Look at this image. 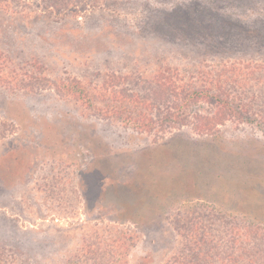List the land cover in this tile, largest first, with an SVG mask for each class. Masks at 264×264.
<instances>
[{
	"label": "rangeland",
	"instance_id": "obj_1",
	"mask_svg": "<svg viewBox=\"0 0 264 264\" xmlns=\"http://www.w3.org/2000/svg\"><path fill=\"white\" fill-rule=\"evenodd\" d=\"M95 1L87 0L81 7H91L77 19L35 25L14 18L9 26L0 18L4 263L173 264L192 257L197 240L209 243L198 264H218L207 260L210 249L225 264H231L228 256L236 264H247V253L264 257V116L228 122L208 138L186 128L179 133L196 148L165 149L170 136L139 133L44 83L70 78L92 90L115 71L136 73L131 81L116 80L118 90L144 96L149 86L141 74L239 62L261 67L253 78L264 81V0ZM184 7L219 14L204 19L233 23L239 37L223 48L213 41L200 45L187 27L160 31L166 15ZM9 77L19 79L18 86L2 83ZM255 84L246 93L260 96L264 113V87ZM129 178L135 193L116 188ZM194 184L198 196L178 192ZM126 203L135 222L123 219ZM155 206L161 209L156 216Z\"/></svg>",
	"mask_w": 264,
	"mask_h": 264
},
{
	"label": "trees",
	"instance_id": "obj_2",
	"mask_svg": "<svg viewBox=\"0 0 264 264\" xmlns=\"http://www.w3.org/2000/svg\"><path fill=\"white\" fill-rule=\"evenodd\" d=\"M86 1L0 0V18L6 17V22H8L9 26L11 24L10 21L14 18L20 23L26 18H30L35 25L46 24L50 19H77L83 14L85 15L88 8L91 7L89 4L87 7H81L84 6ZM206 16L213 19L222 18V16L214 12L193 11L184 7V9L172 11L166 15V26L163 25L160 31L163 28H169L171 30L170 34H172V32L177 33L174 29L175 27H181L179 28L180 31L185 30L187 27L192 36H200L197 38V42H200V45L202 44L203 46V44L213 41L216 47L223 48L229 47L231 40L239 37L234 30L238 26L230 22H223L224 25L208 24L204 19ZM165 33L168 34L167 29H165ZM205 34L207 35L204 36ZM235 42L238 41L236 40ZM260 68L257 66L251 67L249 64L240 62L224 63L216 68L203 63L197 67H192L189 71L184 70L183 73L176 68L165 67L163 72L159 70L151 75L141 74L140 78H138L141 83L149 86L147 94L144 96L136 93L127 95L123 89L118 90L117 84L119 82L116 80L131 81L136 73L124 74L115 71L111 75H107V81L100 83L92 90L84 88L81 81L70 80V78L64 81L56 78L53 82L44 81V83H49L52 89H57L56 91L61 94L66 92L76 94L77 101L88 104L90 109L98 115L117 119L120 124L128 126L139 133L152 134L157 131L162 134L158 137L160 140L170 136L171 138L166 141L165 145H162L167 149L174 144H177V147L181 145L195 147L194 143L185 139L179 133L186 128L199 136L208 138L216 136L219 127L226 125L228 122L242 125L252 122V116L262 118L264 113L257 103L260 101L259 95L257 96L254 93L247 95L246 93L250 90L251 82L256 83L254 87H264V81L253 78L255 72L261 71ZM13 74L16 75L15 73ZM17 80L19 81L16 77H9L2 83L6 86L13 81L14 86H18L20 81L16 82ZM26 88L29 90V87ZM248 101H252V105ZM163 110H165L163 118L151 117L153 111L161 114ZM1 178L4 179V176ZM118 187H123L128 193L130 190L135 193L133 179L131 181V178L121 181V184H118L116 188ZM196 187L197 184H194L191 185L190 191L180 190L178 192L183 196H198ZM178 192L174 191V193L168 194L165 198V203L168 204ZM130 204L126 203L122 207L121 212H123L122 215H125L123 218L125 221L135 222L136 220L133 219V216L128 215L132 209ZM154 210V216L161 213L159 206H155ZM256 224V226H260V223ZM263 227L260 229L264 231ZM4 229V227L3 229L1 227L2 233H4ZM19 232L23 233L22 231ZM3 235L8 234L5 233ZM246 242H248V237ZM208 244L197 240L193 244L194 255L190 258H184L183 262L180 261V258H177L173 264H198L199 258L206 254L203 245L208 246ZM212 251L213 249L207 251V260H217L218 264H225V261H221L215 254H211ZM2 256L3 254L0 251V264H5ZM245 259L247 264H264V257L260 258V254L251 255L247 253ZM192 260H196V263H193ZM227 260L231 264L237 263L231 256H228Z\"/></svg>",
	"mask_w": 264,
	"mask_h": 264
}]
</instances>
